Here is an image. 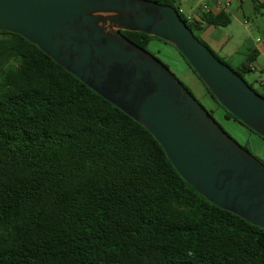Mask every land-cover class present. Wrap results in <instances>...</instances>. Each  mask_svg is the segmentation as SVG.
<instances>
[{"label": "trees", "instance_id": "1", "mask_svg": "<svg viewBox=\"0 0 264 264\" xmlns=\"http://www.w3.org/2000/svg\"><path fill=\"white\" fill-rule=\"evenodd\" d=\"M154 1L176 8L206 46L203 25L232 22L226 11L188 21L177 0ZM122 34L147 50L170 45ZM257 55L234 70L244 78ZM0 264H264V228L209 202L144 126L0 31Z\"/></svg>", "mask_w": 264, "mask_h": 264}, {"label": "water", "instance_id": "2", "mask_svg": "<svg viewBox=\"0 0 264 264\" xmlns=\"http://www.w3.org/2000/svg\"><path fill=\"white\" fill-rule=\"evenodd\" d=\"M0 31L36 45L144 126L209 202L264 228V163L163 61L122 34L140 32L172 45L216 101L264 139V96L215 56L176 8L154 0H0Z\"/></svg>", "mask_w": 264, "mask_h": 264}, {"label": "crops", "instance_id": "3", "mask_svg": "<svg viewBox=\"0 0 264 264\" xmlns=\"http://www.w3.org/2000/svg\"><path fill=\"white\" fill-rule=\"evenodd\" d=\"M235 1L236 0H230L228 6H226L227 0L191 1L190 10L187 11L183 9L182 3L188 2V0H177L180 4V11L184 15L191 14L194 21L200 20L203 13L212 12L217 14L220 11L230 13L232 16V22L229 26L222 28L203 25L197 35L212 51H214L220 58L224 59L228 65L235 66L236 68L241 67L247 56L256 50L258 55L251 65V72L259 71L264 73V30H259L258 22L255 21L253 17H246L245 14H243L242 17L238 12H231L232 4ZM237 1H239L238 5L242 9L246 0ZM256 1L257 3L264 2V0ZM205 5H208L209 8L204 9ZM255 82L264 96V79L259 77L258 79H255ZM210 100L212 101L213 107L215 108L216 106V110H219V105L212 98ZM222 115L226 120H233L227 118L224 111L222 112Z\"/></svg>", "mask_w": 264, "mask_h": 264}, {"label": "rangeland", "instance_id": "4", "mask_svg": "<svg viewBox=\"0 0 264 264\" xmlns=\"http://www.w3.org/2000/svg\"><path fill=\"white\" fill-rule=\"evenodd\" d=\"M191 1L183 2V9L190 10ZM239 1H235L232 4L231 12H238L243 17H253L255 21L258 22L259 30H264V8H255L254 0H246L243 8L239 7ZM194 4V3H193ZM176 7H179L178 2L175 3ZM255 14V16H254ZM148 51L153 55L158 57L163 61L170 70L175 74V76L181 81V83L189 90V92L195 97V99L201 103L208 111H210L213 117L218 121V123L243 147L248 149L253 155H255L259 160L264 163V139L250 131L241 123L235 120H226L222 112L223 110L219 108L216 110L212 105L211 97L207 92V89L198 78V76L184 64L183 59L180 57L179 53L170 45L162 46L158 42H153L148 46ZM233 69H237L235 66H231ZM259 77L264 79V73L259 71H253L244 74L246 81L253 86L254 89L260 92L255 79ZM262 95L263 93L260 92ZM213 107V108H212Z\"/></svg>", "mask_w": 264, "mask_h": 264}, {"label": "built area", "instance_id": "5", "mask_svg": "<svg viewBox=\"0 0 264 264\" xmlns=\"http://www.w3.org/2000/svg\"><path fill=\"white\" fill-rule=\"evenodd\" d=\"M230 3V0H227L226 2V6H228ZM209 6L208 5H205L204 6V9H208ZM185 17L187 18L188 21H193V18H192V15L191 14H186Z\"/></svg>", "mask_w": 264, "mask_h": 264}]
</instances>
